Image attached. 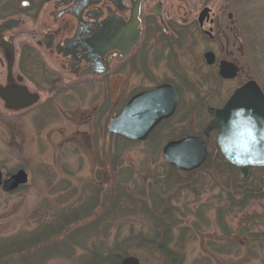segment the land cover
Wrapping results in <instances>:
<instances>
[{"label":"rangeland","instance_id":"374dc122","mask_svg":"<svg viewBox=\"0 0 264 264\" xmlns=\"http://www.w3.org/2000/svg\"><path fill=\"white\" fill-rule=\"evenodd\" d=\"M166 2L178 19L189 17L179 26L184 37L177 57L190 86L179 84L175 114L145 140L130 142L107 131L113 115L109 101L100 98L98 82L85 81L79 99L31 65L22 74L38 101L13 111L0 99L2 179L20 169L28 176L14 190L0 186V249L9 247L0 264H88L126 240L134 243L122 246V257L167 264L162 253L141 244L156 231L150 211L160 193L172 212L173 262L264 264V168H252L241 179L239 169L220 156L215 130L207 136L202 131L211 118L206 107L222 105L241 82L253 79L264 93V0ZM15 3L0 0V19ZM204 7L215 19L213 42L198 29ZM26 30L25 24L15 32ZM207 49L236 61L238 77L219 79L217 67L203 60ZM5 84V68H0V87ZM185 135L207 142L206 160L191 172L172 170L162 155L167 141Z\"/></svg>","mask_w":264,"mask_h":264},{"label":"flooded vegetation","instance_id":"af4514ba","mask_svg":"<svg viewBox=\"0 0 264 264\" xmlns=\"http://www.w3.org/2000/svg\"><path fill=\"white\" fill-rule=\"evenodd\" d=\"M205 8L208 11L200 22L199 15ZM29 9L32 13L27 14ZM211 15V9L204 7L198 13L197 24L202 34L213 42L216 40L215 19ZM177 16L168 10L166 0H16L13 11L0 19V25L8 20L17 22L0 31V68H5L6 78L2 87L24 86L39 98L38 93L30 91L24 83L22 74L23 67L35 65L38 74L46 77L47 82L53 86L63 83V87L74 91L79 99L85 93V81L98 82L100 98L109 101L108 110H112L113 116L140 94L163 87L160 98H169L167 93L172 88L177 99L175 110L162 118L150 135L175 114L181 94L179 84L190 86L188 80L184 81V69L177 57L184 37L179 26L185 25L189 17L185 14L178 19ZM25 24L27 32H15ZM204 25L208 29H204ZM202 57L207 66L217 67L219 79L233 80L241 72L236 61L219 57L210 49ZM174 77L175 82L171 81ZM249 80L237 85L222 105L213 107L221 108L235 92L236 96L249 97V92L243 89ZM35 103L11 110L24 111ZM125 256L115 264H121Z\"/></svg>","mask_w":264,"mask_h":264},{"label":"water","instance_id":"95a60500","mask_svg":"<svg viewBox=\"0 0 264 264\" xmlns=\"http://www.w3.org/2000/svg\"><path fill=\"white\" fill-rule=\"evenodd\" d=\"M205 8L199 15L201 22L205 13ZM231 16V15H229ZM16 21L8 20L0 25V31L6 30L10 26L16 25ZM171 88V87H170ZM245 91L249 92V97L241 96L236 93L225 103L222 108L209 107L208 112L212 116L204 129V134H208L215 129L216 144L218 137L221 136L228 124L229 117L234 109L245 108L251 110L252 116L256 118L257 123L264 127V94L255 80L251 79L245 83ZM163 87L153 91H148L129 100L122 111L111 118L107 131L111 134L122 135L132 140H143L153 130L155 125L162 119L168 117L175 110L176 95L172 88L168 91L169 98L161 97ZM163 95V94H162ZM242 97L240 99L239 97ZM0 98L4 101L5 107L10 109L26 108L37 101V94H31L24 86L2 87L0 88ZM163 98V99H162ZM221 152V151H220ZM207 144L202 137L185 136L177 141L168 142L162 150V155L169 164L182 170H193L203 164L207 157ZM227 162L239 168V177L245 178L249 173L250 167H264V156H244L240 163L235 155H229L228 158L221 152ZM28 181L27 173L20 169L14 174H6L2 179L0 171V186L2 191H11L18 186L25 185ZM121 264H140L135 256H126Z\"/></svg>","mask_w":264,"mask_h":264},{"label":"clouds","instance_id":"9594fccd","mask_svg":"<svg viewBox=\"0 0 264 264\" xmlns=\"http://www.w3.org/2000/svg\"><path fill=\"white\" fill-rule=\"evenodd\" d=\"M218 144L226 158L235 155L240 163L244 156H264V127L257 123L251 110L234 109Z\"/></svg>","mask_w":264,"mask_h":264},{"label":"trees","instance_id":"16d2710c","mask_svg":"<svg viewBox=\"0 0 264 264\" xmlns=\"http://www.w3.org/2000/svg\"><path fill=\"white\" fill-rule=\"evenodd\" d=\"M126 141H129V140H126ZM130 142H134V141H130ZM225 163L229 166H232L227 161H225ZM170 168L172 170H175V168L171 165H170ZM153 186H154V189H157L155 185ZM150 188L152 192L153 188L152 187ZM246 194H244V201H246L249 198V196H251V193L249 192ZM153 195H156V192H153ZM159 195L160 197L158 195H157L158 198L156 197L158 199L157 202L155 203L157 207L154 208V211H150L151 217L153 218V221H154V228L156 231L153 234L152 239L143 240L141 241V244L144 243V245L148 247L155 248L158 251V253L160 252L164 255L166 262L168 264H171L173 260L175 261V258L171 257V254H170L171 249L168 248V246L172 243L171 236H170V230L172 229L173 221H170L169 219L172 212H171V207L169 205V202L164 200V194L160 193ZM154 201H156V199ZM240 201L243 202V199ZM142 206L144 207V205ZM160 208H163V210H160ZM132 243H134L132 240L121 241L118 245H115L114 249H112L104 257L95 256V255L92 256L88 264H115L122 257V255L125 254L123 251L124 248H122V246L131 245ZM8 248H9L8 245L7 246L5 245L4 247H2V249H0V259L2 258L1 256H3L5 252H7ZM178 262H180V260ZM178 262L176 264H178Z\"/></svg>","mask_w":264,"mask_h":264}]
</instances>
